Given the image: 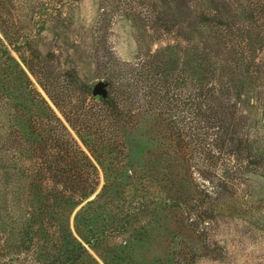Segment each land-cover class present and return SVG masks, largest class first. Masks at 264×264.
<instances>
[{"label":"rangeland","instance_id":"rangeland-1","mask_svg":"<svg viewBox=\"0 0 264 264\" xmlns=\"http://www.w3.org/2000/svg\"><path fill=\"white\" fill-rule=\"evenodd\" d=\"M3 8L0 264H104L101 251L106 264H264V0H6ZM20 70L28 89L7 77L19 71L21 80ZM75 79L94 94L81 98ZM106 82L125 128L104 145L118 153L98 156V117L108 112L93 98ZM60 107L75 115L74 128ZM237 142L252 151L242 163L230 152ZM165 159L168 176L153 179ZM105 173L116 197L97 211L90 203ZM172 196L183 205L168 209ZM136 203L145 204L139 216ZM77 213L80 226L105 235L99 253L86 248L90 257L66 241Z\"/></svg>","mask_w":264,"mask_h":264},{"label":"trees","instance_id":"trees-1","mask_svg":"<svg viewBox=\"0 0 264 264\" xmlns=\"http://www.w3.org/2000/svg\"><path fill=\"white\" fill-rule=\"evenodd\" d=\"M5 1L6 0H0V21H2V19H1V11L4 10L3 3ZM2 22H4V21H2ZM2 22H0V26L4 24ZM0 30H1L2 33H4V35H6V31L3 28L2 29L0 28ZM15 66L18 67V65L16 63H15ZM20 72H21V76L19 75L18 77L22 78L21 80L17 79V77H16L17 74H19V71L15 72L14 76L11 75V72H8V76L7 77L10 79L11 84L15 83L16 85H18V88H22L23 87L24 89H28L29 86H31V83L28 81L26 75L22 72V70H20ZM22 75H23V77H22ZM73 84H74V87L78 91V94H79V96L81 98L82 97L85 98L86 96H90L91 97V95L94 94L93 90L89 86L77 82L76 79H75V81H73ZM109 85L111 86V84L109 82L108 83L107 82L104 83V86H106V88L104 87V89L102 88L103 90H100V94H102V95H100L98 98H93L92 97L95 101H98L101 104V106L103 107V111L105 110L106 112H108L105 115H103V112H102V114L98 117L99 120H101L100 130L102 128L105 130V131H103L102 134H96V139L98 141L96 140L97 142L95 141V143L98 146L101 145V147H105L104 145L106 143L109 144L110 140L111 139L113 140L112 137H114L115 134L118 133V131H122L123 128H125V125L121 123L123 121L122 117H125L124 115H122V111L120 110L121 105L117 101V99L115 100L111 96L112 95V91H109ZM107 87H108V91H107ZM42 88H43L44 92L48 95L49 91L46 89V87H42ZM14 89H15V87H14ZM31 89H32V87H31ZM15 92L18 95L20 94V92L18 90H15ZM18 95H15L14 92H13V94H8L9 97H13V99L17 100L19 102V104L24 106V104L16 98ZM37 96H40V95L37 94ZM142 96H146V95L143 94ZM28 102H30V103L32 102L33 103L34 100H30ZM38 102H37L38 105L42 106L43 109L47 110L51 114L53 119L57 120V118L55 117L54 113L50 110V108L46 105V103L42 99L38 100ZM144 102H145V100L143 98H141V97H138V98L133 100V103H136L137 107L139 109L141 108L140 104H142ZM148 105H150V102L148 103ZM157 107L160 109L161 107H163V104L159 101ZM59 110H60V113L64 116L65 121L72 128H74L72 123L77 120L75 115L74 114L71 115L70 113H66L63 109H61V107H60ZM156 111L157 110H155V109H150V112H151L150 114H154L155 115ZM167 126H169V125H167ZM43 129H45V128H43ZM168 129L170 130V127H168ZM82 130H85V128H83ZM173 134H175V132ZM226 134H229L231 139H232V136H234V133L231 130L229 132H227ZM183 135L185 136V134L180 131V132H177L175 137H176V139L181 140L183 138ZM232 140H235V139L233 138ZM232 140H228L229 143H228L227 146L232 147ZM237 143L238 144L236 145L234 150L230 151V152H236L237 161L239 163H242L249 156H252L251 155L252 151L248 147L244 148V146H242V144L240 142H237ZM247 144H245V145H247ZM227 150H230V149H227ZM104 151H106V153L108 155H111V154H114V153H118V152H115L114 150L113 151H108L106 149V147L97 149L96 153H97L98 156H102V154H104ZM220 151H222V150H220ZM79 154L81 155V158L85 162H89L88 163L89 167L93 166L91 164L90 159L88 158V156L83 151H81L80 149H79ZM114 155H116V154H114ZM241 155H246L247 157L239 159V157ZM165 160H167V159H165ZM230 163H234L235 164L234 161H229V164ZM98 164L101 166V168H103V165L100 162ZM167 166H168V168H172V166L169 167V161L168 160H167V164L162 162L161 166L160 167L158 166L159 169H161V170L159 172L155 173V175L153 174L154 175L153 179H157V177H158V175L160 173L167 177L168 175H165L167 173V171H166L167 170ZM130 171H131L130 172L131 175L135 174V170H133V171L130 170ZM168 172H169V169H168ZM104 176H105L106 184L103 186V188L100 191V193L97 194L96 198H94L93 201L90 203V205H94V207H95V209L97 211L103 210L108 205L112 206V202L115 201V197H116L115 194L112 195L111 192H109V193L107 192V189L109 188V184L108 183H109L110 179H109L108 173H105ZM165 184H166V182H165ZM165 184H163V185H165ZM95 189L96 188H92V189H89V190L85 191L82 194V196L78 197L79 200L77 201V203H73L71 206H75L76 207V206L80 205L81 202L87 200L91 195L94 194ZM178 193H179V191H178ZM173 198L174 197L172 196V200L171 201L169 200V203H168V207L169 208L168 209H176V208L179 207V205L180 206L183 205V204H180L181 200H178L177 197H176L177 199L175 198V200L178 203L176 204L175 202H173ZM62 200L63 201H60L62 203H59L60 205H63V203L65 204L64 198H62ZM96 203H98V205ZM95 204H96V206H95ZM99 204H101V205H99ZM144 206H145V204H143V203H136L135 211L132 212L133 215H137L141 210L144 209ZM128 211L129 210L126 211V213L124 214V217H127V215H128L127 212ZM78 215H79V213H77L76 216H75L76 225H74V233L69 230V236L66 237V241H70L72 243L71 246H70V250H71L70 253L76 248L79 251V253H80V255L82 257H84V254L87 255L88 257H90L91 255L88 253L86 248L87 247L90 248V250H92L94 253H99V250H101L102 247H103V242L105 241V239H104L105 235L103 234V232L101 234H99L96 231L95 232L92 231L91 226H88V225L86 227H83V225L80 226V224H78L79 223V218H78L79 216ZM138 216H139V214H138ZM125 220H126V218H124V219L121 218L120 219L121 225L118 226L119 228H117V231L121 232L119 234H123V232L126 231L127 221H125ZM74 234H76V237L78 238V240L74 237ZM140 241L141 240H138L137 242H140ZM104 254H105V251H101V255H99V258L102 260V262L104 264H106L107 258H106V256Z\"/></svg>","mask_w":264,"mask_h":264},{"label":"water","instance_id":"water-1","mask_svg":"<svg viewBox=\"0 0 264 264\" xmlns=\"http://www.w3.org/2000/svg\"><path fill=\"white\" fill-rule=\"evenodd\" d=\"M97 92V91H96Z\"/></svg>","mask_w":264,"mask_h":264}]
</instances>
